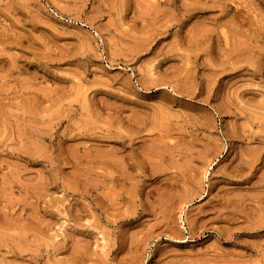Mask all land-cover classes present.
<instances>
[{
	"label": "rangeland",
	"instance_id": "1",
	"mask_svg": "<svg viewBox=\"0 0 264 264\" xmlns=\"http://www.w3.org/2000/svg\"><path fill=\"white\" fill-rule=\"evenodd\" d=\"M0 264H264V0H0Z\"/></svg>",
	"mask_w": 264,
	"mask_h": 264
}]
</instances>
